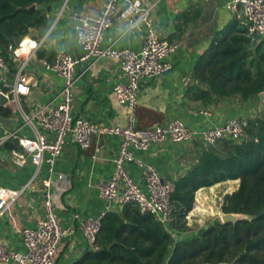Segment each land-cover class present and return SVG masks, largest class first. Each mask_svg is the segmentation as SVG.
Instances as JSON below:
<instances>
[{
	"label": "crops",
	"instance_id": "1",
	"mask_svg": "<svg viewBox=\"0 0 264 264\" xmlns=\"http://www.w3.org/2000/svg\"><path fill=\"white\" fill-rule=\"evenodd\" d=\"M143 1L154 6L151 18L158 36L176 41L179 48L168 58L172 65L170 72L157 79L141 82L134 109L135 125L138 128L163 126L172 120H179L191 132L200 133L215 125H222L231 118L253 119L264 111V101L259 98L242 102L238 97H231L203 103L197 97L200 91H207L208 86L196 78L195 66L212 44L247 27L240 10L229 11L226 8L227 0ZM104 2L59 0L47 6L48 27L34 29L35 34L31 39L39 44V48L24 70L27 77L37 82V86H30L28 95L18 96L3 106L12 111V116L7 118L11 120L9 130L0 126L2 136L22 126L19 109L29 113L35 105L55 106L59 103L62 79L45 70L42 61L52 60L59 51L78 56L81 48L77 43L75 26L80 20L94 21ZM120 10L122 7H119ZM119 12L112 26L104 33L101 46L137 52L143 42V29H129L127 23L119 17ZM15 70L16 64L12 74L8 75L10 84L15 81ZM122 81L124 78L117 59L103 58L81 65L75 71L71 116L84 118L97 127H125L129 111L118 103L113 92L115 85ZM13 103L18 106L16 111L12 107ZM20 133L25 136L29 134L25 129H21ZM119 145L116 136L97 134L85 150L79 149L69 140L63 146L55 171L63 175L68 189L58 197L57 216L67 234L62 239L54 264H74L92 248L81 236L75 215L80 218L97 217L103 210L105 202L99 197L96 185L111 175ZM206 147L199 140L173 143L165 139L145 151L133 150V153L137 159L152 165L161 180L173 185L191 170ZM0 148L4 149L3 145ZM127 171L145 190L140 169L128 164ZM44 177L45 169L36 170L29 161L18 167L11 159V152L4 149V153H0V186L22 191L19 198L0 216V243L9 251H24L21 231L35 227L42 218ZM238 185L239 181L233 180L199 189L194 195L193 206L196 203L202 207L212 206L218 194L223 192L222 196L230 195L237 190ZM119 208L116 206L112 210ZM191 212L192 215L197 214L196 209ZM171 235L177 237L173 230Z\"/></svg>",
	"mask_w": 264,
	"mask_h": 264
},
{
	"label": "built area",
	"instance_id": "2",
	"mask_svg": "<svg viewBox=\"0 0 264 264\" xmlns=\"http://www.w3.org/2000/svg\"><path fill=\"white\" fill-rule=\"evenodd\" d=\"M119 7H122L120 12ZM153 8L152 4L144 3L143 0H105L94 21L80 20L75 26L77 43L81 48L78 56L59 51L52 60L42 61L45 70L57 74L62 79L59 103L55 106L35 105L29 113L19 109L22 126L0 137V146L8 140H15L20 147L21 151H11V159L16 166L22 167L29 161L36 170L45 169V177L42 180V218L35 227L21 231L24 251H9L0 243V264L55 263L62 239L67 234V230L58 220L57 201L68 189L67 182L62 174L55 171V166L68 140L81 150L89 148L93 136L97 134L116 136L120 143L111 175L96 185L99 197L105 202L103 210L97 217L80 218L75 215L81 236L93 247L101 219L112 211L113 207L126 204L135 205L141 213L152 214L171 234L170 225L173 218L169 199L173 185L161 180L155 168L137 159L133 150L145 151L165 139L173 143L199 140L207 147H215L223 139H245L247 120L239 118H231L222 125H215L200 133L191 132L179 120L149 128H138L135 125L134 109L141 82L157 79L170 72L172 65L168 58L179 48L176 41L158 36L151 18ZM226 8L231 12L240 10L248 35L264 40V0H227ZM117 12L129 29H143L144 37L139 51L101 46L103 35L112 26ZM25 39L29 41L26 45L23 44ZM38 48L39 44L26 36L17 44L7 47L10 59L14 63L19 61L12 84L8 82V75L12 74L13 68L0 57V95L6 97L9 102L18 96L28 95L30 86H37V82L27 77L24 70L36 56ZM103 58H114L119 62L124 81L117 83L113 92L118 103L129 111L125 127H97L84 118L71 116L75 71L81 65ZM21 129H25L29 134L21 135ZM128 164L140 169L145 190L129 175ZM21 192L0 186V216L19 198Z\"/></svg>",
	"mask_w": 264,
	"mask_h": 264
},
{
	"label": "trees",
	"instance_id": "3",
	"mask_svg": "<svg viewBox=\"0 0 264 264\" xmlns=\"http://www.w3.org/2000/svg\"><path fill=\"white\" fill-rule=\"evenodd\" d=\"M58 1L0 0V57L11 68L10 41L18 43L31 29L47 28L46 8ZM195 76L208 86L197 95L203 103L258 99L264 92V40L240 29L209 47L195 66ZM11 116L8 107L0 106V117ZM245 138L249 141L223 139L203 148L191 170L173 183L169 201L175 239L152 214L126 204L106 213L94 246L74 264H264V111L247 120ZM3 148L21 150L15 140ZM233 180L239 181L238 188L224 196L221 211L246 219L214 222L192 233L186 217L195 193Z\"/></svg>",
	"mask_w": 264,
	"mask_h": 264
},
{
	"label": "rangeland",
	"instance_id": "4",
	"mask_svg": "<svg viewBox=\"0 0 264 264\" xmlns=\"http://www.w3.org/2000/svg\"><path fill=\"white\" fill-rule=\"evenodd\" d=\"M12 107L15 109H17L16 105L13 103ZM0 153H4V149L0 148ZM223 193V192H222ZM221 194H218L215 198L216 203L214 205H208L207 207H202L201 205H198L197 203L193 206V209H196V213L197 214H190L192 212H190L188 214V216L186 217V221H187V226L189 227V229L191 230V232H198L200 229H202L204 226H207L211 223L214 222H220V218H219V214H220V210H221V204L223 202V198H224V194L222 196ZM221 196V198H220ZM190 216L191 219H190ZM173 239H175V237H173Z\"/></svg>",
	"mask_w": 264,
	"mask_h": 264
},
{
	"label": "water",
	"instance_id": "5",
	"mask_svg": "<svg viewBox=\"0 0 264 264\" xmlns=\"http://www.w3.org/2000/svg\"><path fill=\"white\" fill-rule=\"evenodd\" d=\"M30 8H35V5H32ZM47 11H49V7H47ZM34 34H35V30L31 29L29 31V33L27 34V36L29 38H33ZM10 43L12 45H15V42L13 40H11ZM15 64L18 65L19 61L16 60ZM258 98L261 101H264V92L260 93L258 95ZM8 103H9V100L6 97H4L3 95H0V106H6ZM10 124H11L10 119L0 117V126H2L5 130H9ZM245 140L249 141V138H245ZM219 218H220V222L222 224L235 223L239 220L246 219V217L241 215V214L223 213L221 210H220ZM183 238H184V235H182V237L180 239H183Z\"/></svg>",
	"mask_w": 264,
	"mask_h": 264
},
{
	"label": "clouds",
	"instance_id": "6",
	"mask_svg": "<svg viewBox=\"0 0 264 264\" xmlns=\"http://www.w3.org/2000/svg\"><path fill=\"white\" fill-rule=\"evenodd\" d=\"M29 41L27 39H25V41L23 42L24 45L28 44Z\"/></svg>",
	"mask_w": 264,
	"mask_h": 264
},
{
	"label": "snow or ice",
	"instance_id": "7",
	"mask_svg": "<svg viewBox=\"0 0 264 264\" xmlns=\"http://www.w3.org/2000/svg\"><path fill=\"white\" fill-rule=\"evenodd\" d=\"M23 90V89H22Z\"/></svg>",
	"mask_w": 264,
	"mask_h": 264
}]
</instances>
